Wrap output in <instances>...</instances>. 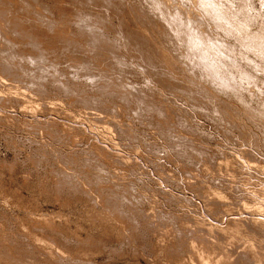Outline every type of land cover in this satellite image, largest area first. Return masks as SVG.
<instances>
[{
    "label": "rangeland",
    "instance_id": "rangeland-1",
    "mask_svg": "<svg viewBox=\"0 0 264 264\" xmlns=\"http://www.w3.org/2000/svg\"><path fill=\"white\" fill-rule=\"evenodd\" d=\"M0 264H264V0H0Z\"/></svg>",
    "mask_w": 264,
    "mask_h": 264
},
{
    "label": "bare ground",
    "instance_id": "bare-ground-1",
    "mask_svg": "<svg viewBox=\"0 0 264 264\" xmlns=\"http://www.w3.org/2000/svg\"><path fill=\"white\" fill-rule=\"evenodd\" d=\"M207 1V0H206ZM207 5V4H206ZM202 6V5H201ZM211 9V8H210ZM216 10V9H215ZM212 11V10H211ZM217 19V18H216ZM218 51V50H217ZM2 79V78H1ZM4 79V78H3ZM3 81V83H5V81L4 80H2ZM255 165V164H254ZM251 166H252V164H251ZM250 167V166H249ZM257 167V166H256ZM257 208V207H256ZM255 208V209H256ZM253 209V208H252ZM256 211V210H255ZM259 212H260V210H259ZM257 215V214H256ZM259 216V215H258ZM256 217V216H255ZM259 219V218H258ZM254 220V219H253ZM255 221V220H254ZM260 221V220H259Z\"/></svg>",
    "mask_w": 264,
    "mask_h": 264
}]
</instances>
